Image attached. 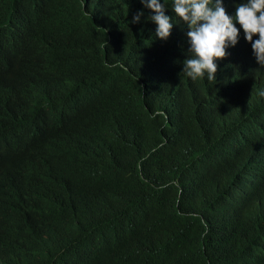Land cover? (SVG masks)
Wrapping results in <instances>:
<instances>
[{
    "label": "trees",
    "instance_id": "trees-1",
    "mask_svg": "<svg viewBox=\"0 0 264 264\" xmlns=\"http://www.w3.org/2000/svg\"><path fill=\"white\" fill-rule=\"evenodd\" d=\"M153 15L0 0V264H264V66L189 83Z\"/></svg>",
    "mask_w": 264,
    "mask_h": 264
},
{
    "label": "clouds",
    "instance_id": "clouds-1",
    "mask_svg": "<svg viewBox=\"0 0 264 264\" xmlns=\"http://www.w3.org/2000/svg\"><path fill=\"white\" fill-rule=\"evenodd\" d=\"M149 13L153 25L155 42L171 40L173 48L180 50L184 61L183 73L189 83L219 79L234 81L248 90L245 80L246 65L242 46L252 43L258 63L264 66V0H174L173 10L167 11L161 0H139ZM142 12L134 18L140 21ZM259 39L253 42V36ZM253 62V60H252ZM263 83L256 90L258 98L264 100ZM207 84V85H217ZM198 86V85H194ZM166 111L176 112L180 117L191 113L187 105L168 100ZM236 127V135L244 136L250 130L258 129L257 122L233 112L227 124Z\"/></svg>",
    "mask_w": 264,
    "mask_h": 264
}]
</instances>
